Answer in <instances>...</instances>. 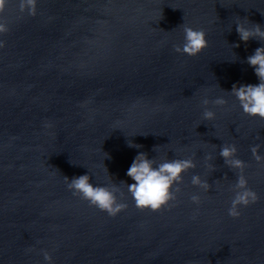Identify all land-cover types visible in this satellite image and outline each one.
<instances>
[{"label":"water","instance_id":"water-1","mask_svg":"<svg viewBox=\"0 0 264 264\" xmlns=\"http://www.w3.org/2000/svg\"><path fill=\"white\" fill-rule=\"evenodd\" d=\"M0 264H264V0H0Z\"/></svg>","mask_w":264,"mask_h":264}]
</instances>
